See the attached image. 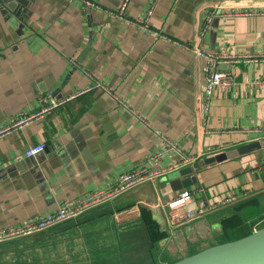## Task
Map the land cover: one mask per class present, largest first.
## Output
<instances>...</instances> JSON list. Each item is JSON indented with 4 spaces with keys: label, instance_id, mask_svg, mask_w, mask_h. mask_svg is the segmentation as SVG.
<instances>
[{
    "label": "crops",
    "instance_id": "1",
    "mask_svg": "<svg viewBox=\"0 0 264 264\" xmlns=\"http://www.w3.org/2000/svg\"><path fill=\"white\" fill-rule=\"evenodd\" d=\"M94 1L115 7L122 0ZM151 6L150 25L172 39L206 51L224 48L231 56L264 55V14L259 13L264 12V0H129L126 12L142 17ZM204 65L189 50L76 1L32 0L21 18L0 7V124L37 111L49 92L62 99L91 85L86 73L143 118L96 88L0 138V228L109 188L160 147L158 132L185 153L199 156L197 163L264 140V60L231 64L236 86L226 92L216 88L207 113L202 107ZM41 142L46 144L43 152L24 155ZM176 159L167 155L161 166ZM263 159L264 148L213 167L194 166L196 189H204L206 200L240 194L234 204L207 215L215 216L212 222L221 224L227 240L264 225ZM170 174L155 186L140 184L87 211L77 218L84 222L74 230L103 223L135 232L145 227L160 235L148 203L156 199L162 206L188 188L166 192ZM146 236L139 243H147L153 264L168 263L166 257L151 255L162 237L150 244L143 240ZM8 249L0 246V264L7 258L1 252Z\"/></svg>",
    "mask_w": 264,
    "mask_h": 264
},
{
    "label": "built area",
    "instance_id": "2",
    "mask_svg": "<svg viewBox=\"0 0 264 264\" xmlns=\"http://www.w3.org/2000/svg\"><path fill=\"white\" fill-rule=\"evenodd\" d=\"M70 1H76L80 3L83 8H90L103 12L110 17L127 23L137 29L154 33L173 45L181 46L184 49L196 54L198 57L204 59L205 65L202 68L204 74V102L202 107L205 113H207L209 110L213 92L216 88L226 92L236 86L234 76L231 72V64L264 60V55L242 54L231 56L224 48L206 51L191 43L189 44L187 42H181L176 39H172L168 35L150 25L149 19L153 13V6L148 8L144 16L132 18L129 17L126 12V7L129 0H122L115 7H107L94 0ZM259 13L264 14V12ZM233 15L234 13L229 14V16ZM205 27L203 31H205ZM86 74L93 81L91 85H87L82 90L74 92L62 99L55 98L52 96V93L49 92L48 95L44 97V105L41 106L37 111L30 114L15 115L10 118L8 122L0 124V138L17 133L23 127L31 124L32 122L48 116L54 109L61 107L66 102H69L72 99L96 88L101 89L106 94L112 96L122 108L131 111L132 114L137 116L134 111L130 110L124 101L115 96L106 86L94 80L93 77H91L88 73ZM137 117L140 121H143V118L139 116ZM156 135L161 142L160 147L157 148L153 154L148 156L144 162H141L137 168L119 175L117 180L109 188L87 192L83 196L64 200L54 211L38 218H29L17 225L1 227L0 243L30 236L38 232L48 231L86 213L93 208L99 207L115 199L116 197L140 184L150 183L155 186L165 175L178 171L182 168L195 166L199 160V156L185 153L173 140L160 132H158ZM45 148L46 144L41 142L35 146L29 147L25 151L24 155L27 158L33 157L34 155L43 152ZM167 155H175L177 159L162 167L161 162ZM262 163H264V159ZM195 175L196 173L192 172L190 176L195 177ZM189 188L181 191L175 199L166 202L161 206L167 225L170 228H176L185 225L188 222L209 214L212 211L232 205L238 201L240 196V194L230 193L228 195L221 196L216 202H210L206 200L203 188ZM197 195L201 196L202 198L200 200L199 197L200 201L195 205Z\"/></svg>",
    "mask_w": 264,
    "mask_h": 264
},
{
    "label": "water",
    "instance_id": "3",
    "mask_svg": "<svg viewBox=\"0 0 264 264\" xmlns=\"http://www.w3.org/2000/svg\"><path fill=\"white\" fill-rule=\"evenodd\" d=\"M31 2L32 0H0V7L21 18L22 11L28 8ZM262 148H264V140L254 141L234 150H227L224 153L202 159L197 163V166L213 167L222 161L243 156ZM195 170L196 167H186L171 173L168 176L170 186L174 190L193 186L196 179L190 175ZM148 204L150 206L147 209L151 212L152 219L158 224L159 232L163 234V237L153 245L151 255L153 254L152 256L155 258L160 256L168 258L169 262L166 264H264V225L252 230L245 236L227 240L223 237L221 224L212 222L215 220V216H207L210 213L185 225L170 228L156 199ZM78 217L69 221H74ZM45 232L34 233L8 242L36 237ZM216 234L221 235V239L215 240ZM175 254H178V257L170 260V257L175 256Z\"/></svg>",
    "mask_w": 264,
    "mask_h": 264
},
{
    "label": "rangeland",
    "instance_id": "4",
    "mask_svg": "<svg viewBox=\"0 0 264 264\" xmlns=\"http://www.w3.org/2000/svg\"><path fill=\"white\" fill-rule=\"evenodd\" d=\"M171 189L168 186L166 192ZM189 189H196L195 184ZM158 194L166 199L160 187ZM82 222V218L68 221L73 227L64 223L36 237L0 244L9 247L1 252L7 256L1 264H153L147 243H139L144 234L148 236L143 240L150 244L155 240L145 227L135 232L123 226L106 228L102 223L90 229L82 226L76 232ZM62 228L72 231L67 233Z\"/></svg>",
    "mask_w": 264,
    "mask_h": 264
},
{
    "label": "trees",
    "instance_id": "5",
    "mask_svg": "<svg viewBox=\"0 0 264 264\" xmlns=\"http://www.w3.org/2000/svg\"><path fill=\"white\" fill-rule=\"evenodd\" d=\"M151 228V227H150ZM151 232V236L154 237V239L158 238L159 236L160 237H163V234L160 233V235L158 234V232H155L153 230H150Z\"/></svg>",
    "mask_w": 264,
    "mask_h": 264
}]
</instances>
